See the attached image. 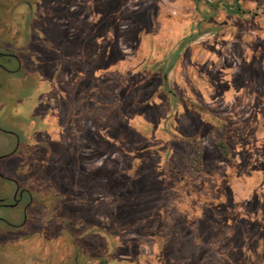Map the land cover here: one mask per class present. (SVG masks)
<instances>
[{"label":"flooded vegetation","instance_id":"1","mask_svg":"<svg viewBox=\"0 0 264 264\" xmlns=\"http://www.w3.org/2000/svg\"><path fill=\"white\" fill-rule=\"evenodd\" d=\"M104 1L106 10L95 0H0V13L8 14L5 21L0 16V25L7 24L0 28V72L9 76L7 82L0 78V91L7 84L22 87L15 96L17 107L7 112L18 117L21 126L0 124V134L6 136L0 143V180L11 183V187L0 185V264H95L94 259L131 264L115 255L117 237L96 226L92 208H70L65 203L70 198L66 194H75L74 188L58 189V168H52L54 147L70 141L69 123L81 118L67 94L58 90V59L96 61L98 70L103 67L98 82L109 80L118 28L111 30L108 18L123 13L122 0ZM166 1L170 6L161 0H138L135 8L125 11L148 17L143 13L151 8L156 17L165 7L177 14L172 6L177 1ZM178 1L191 7L182 25L170 28L166 45H160L155 23L138 26L134 48L141 56L134 68L122 75L125 55L119 50L114 59L120 82L130 81L136 87L154 83L136 102V109L125 112L112 132L109 96L96 100L94 91L88 90L83 107L101 120L97 127L103 140L133 144L126 137L128 128L141 138L131 168L138 169L149 157L153 174L162 179L161 190L171 194L177 211L169 215L163 241L175 243L177 253L192 257L196 252L191 251L192 244L201 241L215 244L211 252L215 256H222L217 243H240L239 256L252 264L251 260L264 259V138H257L264 132V0ZM89 4L90 31L80 29L73 39L65 34L58 42L54 20L69 15L79 19ZM73 5L78 10L69 13ZM67 45L75 52L65 54ZM90 48L101 54L84 52ZM89 87L93 89V82ZM127 94L124 88L118 103L123 105ZM248 178L252 181L239 198L234 184ZM60 203L64 218L58 220ZM67 211H73L72 218ZM200 223L209 230L203 240L196 233ZM95 241L106 243L100 255L93 252ZM79 242L88 243L89 249L76 250L74 243ZM58 246L76 253L58 262Z\"/></svg>","mask_w":264,"mask_h":264},{"label":"rangeland","instance_id":"2","mask_svg":"<svg viewBox=\"0 0 264 264\" xmlns=\"http://www.w3.org/2000/svg\"><path fill=\"white\" fill-rule=\"evenodd\" d=\"M176 1L172 5L177 10L175 15L170 14L167 8L160 7L161 9L157 12L156 17H154V10H151V8L143 13L148 17H133L129 16V13L125 10L135 8L138 0L127 2L122 0L120 12L123 15L121 16L118 12L116 16L112 14L108 18L111 30H114L115 26L118 28V49H111V67L108 82H98V74L102 72L103 67L100 66L98 70L96 61L94 63H77L69 62L66 59H58V90H63L67 94L74 112L81 114V118L78 120L72 119V122L69 123L71 129L70 141H63L58 147H54L58 152L55 151L52 154V159L56 160L52 163V168L56 166L58 168V189L71 190L74 188L75 194H66L70 198L65 203L70 208H76L78 205L84 207V210L92 208L91 213L94 214L93 220L96 226L117 237L118 241L114 247L117 251L115 255L118 258L120 256L125 257L131 264H134L135 261L138 262L137 264H245V260L238 254L240 243L238 246L226 242L221 243L220 246L217 243L222 256L213 255L211 252L215 250V244L201 241L203 237L209 234V230L201 223L198 224L196 232L197 237H201V243L195 246L192 244L191 246V251H196L194 257L187 255V252L177 253L175 243L172 245L163 241L164 237L161 236L165 235L168 220H171L169 215L176 214L177 211L171 194L166 189L161 190L164 187L160 184L162 179H157L153 174L152 161L149 157H145L144 162L138 169L131 168V159L136 156L137 151L141 148V138L135 130L128 128L126 137L133 144L127 142L125 146H120L114 144L111 138L109 141L103 140L102 133L97 127V125L102 124L101 120L92 112H85L86 109L83 107L88 90L94 91L96 100L109 96L110 107L107 112L112 132L121 125L122 116L125 112L131 113L136 109V102L153 88L154 83L144 82L136 87L130 81L120 82L118 79V70L120 69L118 66H113L114 59L117 58L119 50L121 54L125 55L126 64L122 75H127L129 70L134 68L133 64L141 56V51L134 48L136 43L134 31L138 26L155 23L159 31L158 41L160 45H166L170 28L181 26L182 21L187 18L186 12L191 7L190 3L182 4L178 0ZM161 2H165L164 4L170 6V3L166 0H161ZM246 2L247 0H244V4H247ZM95 4L102 10L108 9V5L104 0H95ZM89 6L91 4L85 7L83 16L79 19L69 15V18H58L56 23L54 20V24L58 28V42L66 38L65 34L73 39L76 38V31L91 28L89 23L92 21V16L90 15ZM77 10L78 7L73 5L69 13H75ZM6 15L8 14L5 12L0 13L4 21ZM175 21H178V23ZM80 22L84 24L81 25ZM0 28L6 29L7 24H1ZM88 30L90 31V29ZM71 47L70 45L63 46V52L65 54L74 53L75 49ZM84 52L91 55L92 53L95 55L101 54V52L93 51L91 48ZM232 61H234L235 66L238 65V59L233 58ZM0 78L7 82L9 76L0 72ZM92 82L94 87L90 89L89 86ZM124 88L127 89L128 94L123 100V105H121L118 103L119 94ZM21 92L22 87L11 88L8 84L5 89L0 91V124H4L5 127L7 125L21 126L18 117L10 114L7 116L17 107L15 96ZM146 116L151 119L153 117L152 112L148 110ZM258 134L257 138H264L263 131ZM5 139L6 136L0 134V143H4ZM258 143L260 142L258 141ZM262 149L264 150V146ZM218 166L223 167V163H218ZM49 172L51 173V171H47V175H49ZM246 181L243 184L241 182L234 184L236 195L239 198L244 195L252 178H248ZM0 185L11 187V183L7 180H0ZM63 209V204H58V220L64 218ZM67 213L70 218L74 215L73 211H67ZM83 225L85 226V224L81 226ZM61 231L66 240V230L62 228ZM74 245H77L76 250L78 251L81 247L85 250L89 249V244L86 242L74 243ZM105 245L104 242L95 241L94 254H102ZM262 249L263 244L260 243L258 250ZM75 253L74 249L73 252L72 250L69 252L58 246V262H61V259H70ZM157 253L160 258L156 260ZM78 259L80 260V256ZM92 261H94L92 263H97V259ZM258 261L260 264V262H264V259L251 260L252 264H257ZM70 264L77 263L72 262ZM97 264L104 263L100 261Z\"/></svg>","mask_w":264,"mask_h":264}]
</instances>
